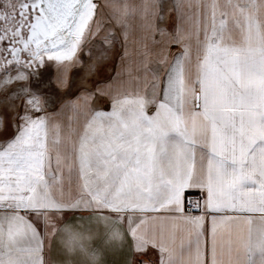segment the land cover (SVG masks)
<instances>
[{"label":"snow or ice","instance_id":"6c2138e0","mask_svg":"<svg viewBox=\"0 0 264 264\" xmlns=\"http://www.w3.org/2000/svg\"><path fill=\"white\" fill-rule=\"evenodd\" d=\"M0 264H264V0H0Z\"/></svg>","mask_w":264,"mask_h":264}]
</instances>
